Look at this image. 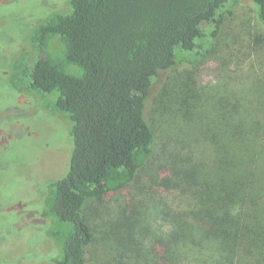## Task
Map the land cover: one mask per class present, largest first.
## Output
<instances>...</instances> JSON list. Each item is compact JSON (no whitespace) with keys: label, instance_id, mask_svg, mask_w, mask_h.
Returning a JSON list of instances; mask_svg holds the SVG:
<instances>
[{"label":"trees","instance_id":"1","mask_svg":"<svg viewBox=\"0 0 264 264\" xmlns=\"http://www.w3.org/2000/svg\"><path fill=\"white\" fill-rule=\"evenodd\" d=\"M250 1L264 28V0ZM236 5L70 0L68 11L33 26L26 39L31 49L14 56L4 74L15 93L32 95L70 124L67 173L38 188L45 211L39 232L58 251L46 254L49 263L92 264L84 248L95 234L84 208L136 184L151 164L155 174L143 187L152 198L113 220L112 231L121 233L115 246L126 253L117 254L116 264H264V87L256 85L244 110L236 99V140H221L214 130L195 133L202 143L213 141L202 148L214 154L209 164L182 143L167 149L161 140L157 151L159 140L145 119L157 79L213 54ZM54 40L60 48L51 46ZM4 89L0 84L1 99ZM183 92L194 94L191 111L202 97L188 85L177 91Z\"/></svg>","mask_w":264,"mask_h":264},{"label":"rangeland","instance_id":"2","mask_svg":"<svg viewBox=\"0 0 264 264\" xmlns=\"http://www.w3.org/2000/svg\"><path fill=\"white\" fill-rule=\"evenodd\" d=\"M69 2L0 0V84L5 86L4 97L0 98V264L5 261L52 264L46 254L57 251L52 240L39 232L43 223L38 217L45 211L43 194L38 188L66 175L71 150L70 124L59 115L53 117L40 110L41 105L32 95L19 98L8 87L4 72L9 65L8 57L31 49L26 39L33 26L46 16L68 11ZM236 2L232 17L224 21L215 40L213 54L204 56L195 66H178L155 82L146 103L145 119L159 140L157 151L162 147L161 140L167 149L182 143L201 163L206 160L209 164L214 154H205L202 148L213 141L210 138L202 143L195 133L212 134L214 130L221 140H236L238 113H241L237 112L236 99L242 102L244 110L248 107L243 100L255 99L254 90L264 87V28L250 0ZM51 46L60 48V43L54 40ZM185 85L202 97L191 111L186 107L194 94L177 93ZM216 167L214 164L213 168ZM155 171L150 164L136 184L92 201L84 208L83 217L95 234L93 242L84 248L89 262L116 264L117 254H126L115 246L121 233L112 231L113 220L139 200L152 198L151 190L146 191L143 184L149 182ZM145 176L147 179H143ZM226 182L231 187L236 182L234 175Z\"/></svg>","mask_w":264,"mask_h":264},{"label":"flooded vegetation","instance_id":"3","mask_svg":"<svg viewBox=\"0 0 264 264\" xmlns=\"http://www.w3.org/2000/svg\"><path fill=\"white\" fill-rule=\"evenodd\" d=\"M20 52H22V50L21 51H18L17 53H20ZM9 54H11V53H9ZM22 55V54H21ZM12 57H13V54L11 55ZM12 57H8V60H9V64L10 63H12V61H11V59L10 58H12ZM9 66V65H8ZM17 95H20L19 93H16ZM20 97V96H19ZM38 101V100H37ZM38 103H39V101H38ZM40 105V104H39ZM40 110H44V111H47L48 113H49V115H53V117L54 116H56L57 114L56 113H50L48 110H46L45 108H42V106L40 107ZM46 112V113H47Z\"/></svg>","mask_w":264,"mask_h":264}]
</instances>
